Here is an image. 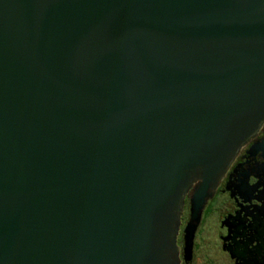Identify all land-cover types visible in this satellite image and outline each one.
<instances>
[{"label":"water","instance_id":"water-1","mask_svg":"<svg viewBox=\"0 0 264 264\" xmlns=\"http://www.w3.org/2000/svg\"><path fill=\"white\" fill-rule=\"evenodd\" d=\"M263 126L264 0H0V264H181Z\"/></svg>","mask_w":264,"mask_h":264},{"label":"flooded vegetation","instance_id":"flooded-vegetation-1","mask_svg":"<svg viewBox=\"0 0 264 264\" xmlns=\"http://www.w3.org/2000/svg\"><path fill=\"white\" fill-rule=\"evenodd\" d=\"M263 139L264 126L240 149L223 175L204 208L189 259L184 254L183 231L190 217V198L186 199L178 238L181 264H264V153L250 155L251 147ZM203 224L208 234L204 257L197 252Z\"/></svg>","mask_w":264,"mask_h":264},{"label":"rangeland","instance_id":"rangeland-1","mask_svg":"<svg viewBox=\"0 0 264 264\" xmlns=\"http://www.w3.org/2000/svg\"><path fill=\"white\" fill-rule=\"evenodd\" d=\"M204 229L205 228H204V224H203V226L199 230V233H201L202 237H201V235H198V241L199 242L197 244V246L199 247V251H197V252H199L202 257L207 255L206 251H207V245H208L207 240H206L208 234L206 236ZM200 238H201V241H200Z\"/></svg>","mask_w":264,"mask_h":264}]
</instances>
